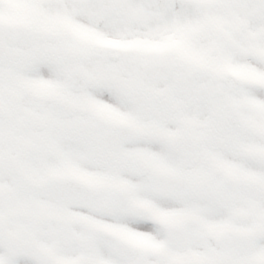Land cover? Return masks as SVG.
Segmentation results:
<instances>
[{
  "label": "snow or ice",
  "instance_id": "obj_1",
  "mask_svg": "<svg viewBox=\"0 0 264 264\" xmlns=\"http://www.w3.org/2000/svg\"><path fill=\"white\" fill-rule=\"evenodd\" d=\"M0 264H264V0H0Z\"/></svg>",
  "mask_w": 264,
  "mask_h": 264
}]
</instances>
